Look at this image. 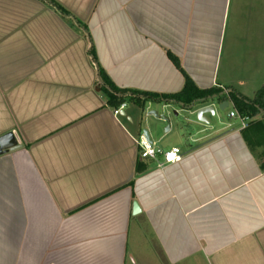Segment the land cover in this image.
<instances>
[{"label": "crops", "instance_id": "0c3cea01", "mask_svg": "<svg viewBox=\"0 0 264 264\" xmlns=\"http://www.w3.org/2000/svg\"><path fill=\"white\" fill-rule=\"evenodd\" d=\"M54 1L71 18L0 0V141L19 142L0 151V264H264V129L244 131L228 102H127L115 116L73 20L121 90L180 92L170 52L198 88L253 99L264 0ZM206 107L215 115L200 121ZM144 130L183 161L161 170L143 159Z\"/></svg>", "mask_w": 264, "mask_h": 264}, {"label": "trees", "instance_id": "16d2710c", "mask_svg": "<svg viewBox=\"0 0 264 264\" xmlns=\"http://www.w3.org/2000/svg\"><path fill=\"white\" fill-rule=\"evenodd\" d=\"M39 1L53 9L56 13L62 16V18H71V14L56 1ZM73 20L75 25L82 29L84 36L88 39L90 45L88 56L96 68L100 90L106 96L107 104L110 108H119L122 104L128 102L140 107L141 109H144L148 103H154L174 105L182 110L189 111L197 105H203L210 102L218 104L228 102L233 106L234 110L240 117L248 119V127L244 131L251 127L258 126L264 129V85L256 93L253 99L245 97L233 88L220 89L213 87L210 89H200L183 70L180 60L170 52H167L168 58L176 70H178L184 78V86L180 92L175 94H155L135 90H121L114 85L106 72L100 66L95 47L87 27L80 21H77L74 18ZM246 141L248 142L249 147L253 149V144H251L248 139H246ZM261 168L264 169V164H262ZM142 171L143 169L138 166L137 172L140 173Z\"/></svg>", "mask_w": 264, "mask_h": 264}, {"label": "built area", "instance_id": "2783aa9c", "mask_svg": "<svg viewBox=\"0 0 264 264\" xmlns=\"http://www.w3.org/2000/svg\"><path fill=\"white\" fill-rule=\"evenodd\" d=\"M125 108L126 104H122L118 109L114 111V115L119 116ZM230 117L238 118L242 122L244 129L248 127V119L240 117L235 110L230 113ZM139 147L141 150V157L143 159L156 161L158 168L161 170L170 165L179 164L184 159L181 149L176 147L172 148L170 151L156 149L144 136L141 137Z\"/></svg>", "mask_w": 264, "mask_h": 264}, {"label": "water", "instance_id": "95a60500", "mask_svg": "<svg viewBox=\"0 0 264 264\" xmlns=\"http://www.w3.org/2000/svg\"><path fill=\"white\" fill-rule=\"evenodd\" d=\"M228 106H229V104H228L227 102H225V103H223V104L219 107V110H220V111H224L225 109L228 108ZM208 113H211V115L214 116V115H215L214 108H213V107H206V108H204V109H201V110L198 112V119L200 120V118H202L203 115H206V114H208ZM149 116H153V117H155V118L158 119V120H163L164 122H166V123H168V124L170 125V119H169L168 117H166V116H162V117H160V116H159L157 113H155V112H151V113L149 114ZM175 117H178V115L175 114ZM200 121H201V120H200ZM143 133H144L145 138L149 141V143H152V142L150 141V137H149V135H148V132H147L146 130H144ZM10 139H11V140H14V141H15V144H14L12 147H9V149H13V148H16V146H18L17 143H19V142H18V140H17V137H16V135H15L14 133H12V134H9V135H7V136H5V137H3V138L1 139V141H0V151H3V150L6 149V147H4V146H5L6 142L9 141ZM139 212H140V209H139V207H138V204H137V203H134V205H133V214L135 215V214H137V213H139Z\"/></svg>", "mask_w": 264, "mask_h": 264}, {"label": "rangeland", "instance_id": "374dc122", "mask_svg": "<svg viewBox=\"0 0 264 264\" xmlns=\"http://www.w3.org/2000/svg\"><path fill=\"white\" fill-rule=\"evenodd\" d=\"M219 116H220L221 119H224L225 118V114L224 113H220ZM151 121H152V119H151ZM168 126H169V124L167 123V126L166 127L168 128ZM154 147L156 149H162L164 151H170L172 149L173 145H170V144L167 145L165 143H160V144H155ZM145 246L146 245H144L143 250H144ZM150 254H151V252H150ZM139 264H160V263L158 261H155V260H152V261H146L145 260L143 262L140 261Z\"/></svg>", "mask_w": 264, "mask_h": 264}]
</instances>
